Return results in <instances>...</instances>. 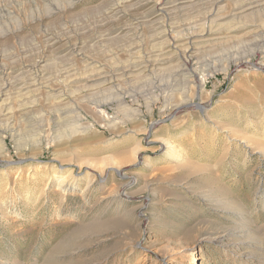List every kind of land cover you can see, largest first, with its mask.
<instances>
[{
	"label": "rangeland",
	"instance_id": "rangeland-1",
	"mask_svg": "<svg viewBox=\"0 0 264 264\" xmlns=\"http://www.w3.org/2000/svg\"><path fill=\"white\" fill-rule=\"evenodd\" d=\"M182 1L0 0V85L43 59L116 74L0 123V264H264V0L216 40L203 15L250 0Z\"/></svg>",
	"mask_w": 264,
	"mask_h": 264
},
{
	"label": "bare ground",
	"instance_id": "bare-ground-1",
	"mask_svg": "<svg viewBox=\"0 0 264 264\" xmlns=\"http://www.w3.org/2000/svg\"><path fill=\"white\" fill-rule=\"evenodd\" d=\"M211 1V0H210ZM215 1V0H214ZM213 1V3H214ZM218 1V0H217ZM243 1V0H242ZM249 0H247L248 2ZM258 1H262V0H258ZM257 0H250L248 3L245 4V8H239L238 10H240L239 12H233V17L230 21H224L225 18L228 16L227 14V11H226V15L224 14V12L222 11V7L224 6H219L216 10L215 8L213 10H209L208 11V15H206L207 13H205L206 16L203 15V17H205L207 20L209 19L210 23L209 26H210V29H211V32L213 33V35H216L214 38H212V40H216V39H219L220 36L218 35L220 30H222V28H227L228 29V34H230L231 36H229L230 38L233 37L232 33H234L235 30H238L239 28L243 27V26H236L237 22L239 21H236V20H240V19H243L245 17H250L254 14L253 11L255 9V7H257L259 5V2ZM138 2V1H137ZM169 2V1H168ZM196 0H183L180 4V5H183V6H187V4H193L195 3ZM241 2V1H240ZM261 3V2H260ZM167 4V3H166ZM217 4V3H216ZM237 4V3H236ZM243 5V2L241 3ZM176 5V4H174ZM173 5V6H174ZM238 5V4H237ZM264 6V5H263ZM176 7V6H175ZM182 7V6H181ZM197 7V6H196ZM214 7V5H213ZM242 7V6H241ZM244 7V6H243ZM186 8V7H185ZM190 8V7H189ZM236 8V7H235ZM234 8V9H235ZM238 8V7H237ZM182 9H184L182 7ZM259 9V7H258ZM165 10V9H164ZM192 10V9H191ZM225 10V9H224ZM201 11V10H200ZM199 11V12H200ZM235 11V10H234ZM257 11V10H256ZM255 11V12H256ZM169 12V11H168ZM223 12V13H222ZM252 14V15H251ZM177 15V14H176ZM200 17V16H198ZM202 17V16H201ZM200 17V18H201ZM172 18V17H171ZM199 18V19H200ZM203 18V19H205ZM211 18V19H210ZM198 19V18H197ZM196 19V20H197ZM205 19V20H206ZM250 19V18H249ZM248 19V20H249ZM194 20V21H196ZM202 21V18L200 19ZM105 21V20H104ZM103 21V22H104ZM191 21V20H190ZM183 23V22H182ZM190 23V22H189ZM192 23V22H191ZM190 23V24H191ZM102 24V23H101ZM199 25L198 27L199 28H202L201 31L199 32V36L201 37V42H208L210 41V39H208L206 37V34H205V28H206V22L204 21L203 23L201 24H198ZM242 25V23H241ZM160 26V25H159ZM161 26H163L161 24ZM177 26V25H176ZM183 26V24H182ZM87 27V26H86ZM184 28V27H183ZM187 28V27H186ZM195 28V27H194ZM87 29V28H85ZM103 29V27H102ZM101 30V29H100ZM155 30V29H154ZM165 30V29H164ZM192 31V30H191ZM205 31V32H204ZM86 32V31H85ZM87 33V32H86ZM179 33V32H178ZM190 33V31H189ZM83 34V33H82ZM108 34V33H107ZM188 34V33H187ZM193 34V33H192ZM86 35V34H85ZM185 35V34H183ZM227 35V33H226ZM84 36V34H83ZM105 36V35H104ZM194 36V34H193ZM155 37V36H154ZM164 36V32L161 31L159 33H157L156 35V38L158 39V50H159V54L156 55L154 54L155 56H157V58L154 60L155 63H153V66L156 67L158 65V61L159 60H167L169 58L168 53L170 52V47H171V43L169 42V40L165 39L167 37ZM235 37V36H234ZM88 38V37H87ZM112 38V37H111ZM155 38V39H156ZM222 38V37H221ZM225 38V36H224ZM49 39V38H48ZM85 39V38H84ZM185 39V38H184ZM191 39V38H190ZM194 39V38H193ZM192 39V40H193ZM154 40V39H153ZM178 40V39H177ZM198 40V39H197ZM200 40V39H199ZM108 41V40H107ZM186 41V40H185ZM190 41V40H189ZM195 41V40H194ZM172 42V41H171ZM181 42V41H180ZM191 42V41H190ZM197 42V41H196ZM199 42V41H198ZM200 42V44H201ZM214 42V41H213ZM82 43V42H80ZM96 43V42H95ZM195 43V42H194ZM196 44V43H195ZM208 44V43H206ZM175 45V44H174ZM194 45V44H193ZM199 46V44H197ZM202 45H204L202 43ZM178 45H176L177 47ZM188 46V45H187ZM206 46V45H205ZM83 47V46H82ZM191 47V46H190ZM189 47V48H190ZM179 48V47H178ZM84 49V48H83ZM88 49V48H87ZM196 49V48H195ZM74 50V49H73ZM177 50V49H176ZM186 50V49H185ZM55 53V52H54ZM75 53V52H74ZM84 54V53H83ZM153 55V54H151ZM44 57V56H42ZM52 57V56H51ZM50 57V58H51ZM54 57V56H53ZM59 57V56H57ZM61 58V57H60ZM150 58V57H149ZM42 59V58H41ZM49 59V58H48ZM57 59V58H56ZM63 59V58H62ZM65 59V58H64ZM152 59V58H151ZM51 60V59H50ZM60 61H62L61 59H59ZM69 60V59H68ZM150 60V59H149ZM34 61V60H33ZM37 61V60H36ZM58 61V62H60ZM151 61V60H150ZM29 62H32L29 61ZM56 62V61H54ZM64 62V61H63ZM69 62H71L69 60ZM74 62V61H73ZM96 62V61H95ZM148 62V61H147ZM33 63V62H32ZM31 63V64H32ZM34 63H37L34 61ZM49 63V62H48ZM47 61L45 59H43L42 61H39L36 65H37V69H35L36 71L35 72H29L28 70V74L23 78L24 80H21L18 78V76H20L19 74H17V78L16 80L14 81H11V79L8 78V80H5L1 85H0V123L2 122H5L8 123L10 120H12V118L15 116L14 114L16 113V111L18 112L19 111H22L26 108H33V107H36L38 104V101H39V98L41 97L40 95H44V94H47L46 95V98L47 100H50V101H53L52 103H55L53 104L54 106H57L60 104H66L67 100L69 99L68 96H73V97H77L79 93H83V92H88V93H92V92H95L97 90H100L102 89L103 87H107L108 85L109 86H112L114 84V81H115V76L111 73H109V71L107 72L106 70L104 69H100V68H87L83 73H80L78 71H76L74 68H72L73 66H67V65H64L62 68L60 67V69H57L55 68V70H59L57 73L58 75L56 76L53 75V76H47V67L50 66V64H48ZM53 63V62H52ZM89 63V62H88ZM160 63V62H159ZM2 64V63H1ZM66 64V62H65ZM132 64V63H131ZM134 64V63H133ZM139 64V63H138ZM148 64V63H147ZM150 64V63H149ZM35 65V64H33ZM59 65V64H57ZM72 65V62L71 64ZM76 65V64H74ZM160 65V64H159ZM62 66V65H61ZM77 66V65H76ZM75 66V67H76ZM146 66V65H145ZM13 67V66H12ZM32 67V66H31ZM30 67V68H31ZM53 67V66H52ZM58 67V66H57ZM78 67H80L78 65ZM88 67V66H87ZM90 67V66H89ZM103 67V66H102ZM127 67V66H126ZM142 67V66H140ZM148 67V66H147ZM14 68V67H13ZM29 68V69H30ZM36 68V67H35ZM113 68V67H112ZM125 68V66H124ZM145 68V67H143ZM77 69V67H76ZM106 69V68H105ZM122 69V67H121ZM126 69V68H125ZM142 69V68H140ZM158 69V68H155V70ZM161 69V68H159ZM54 70V71H55ZM115 70V69H114ZM113 70V71H114ZM120 70V69H119ZM112 71V72H113ZM128 73H127V72ZM131 69H126L124 71V74H128L130 75L129 73ZM137 71V70H136ZM144 71V70H143ZM150 71V70H149ZM154 71V70H152ZM49 72V71H48ZM147 72V71H145ZM7 73V72H6ZM24 73V72H23ZM22 73V74H23ZM115 73H117L115 71ZM9 74V73H8ZM123 74V73H122ZM49 75V74H48ZM118 75V73H117ZM120 75V74H119ZM133 75V74H132ZM130 75V76H132ZM6 76V75H5ZM1 77V76H0ZM9 77V76H8ZM59 77H64L63 81H67L68 84H65L68 87V92L70 91V94L69 95H65L62 90H60V87H59V82H60V78ZM117 78V77H116ZM120 78V77H119ZM125 78V77H124ZM129 79V78H128ZM135 78H133L134 80ZM117 80V79H116ZM2 81V80H1ZM62 81V82H63ZM59 83V84H58ZM117 83V82H116ZM64 83H62L63 85ZM65 88V87H64ZM70 88V90H69ZM66 93V92H65ZM39 96V97H38ZM72 97V98H73ZM42 98H45L44 96ZM41 100V99H40ZM49 101V102H50ZM69 101V100H68ZM74 102V100H72ZM120 101V100H119ZM16 102H18L19 104L17 105L18 107V110L16 109V105H14ZM17 104V103H16ZM121 107H122V111H124L127 115V117H131L130 119H133V117H137L138 115H140V111L139 110H136V109H132L131 107L128 106V104L125 103V101L122 99L121 101ZM51 105V104H50ZM58 110V109H57ZM33 111V110H31ZM102 114H103V119L107 122L108 125H117V124H122L123 121H120L118 120L116 117L114 116H109L107 115L104 111H101ZM123 112V113H124ZM26 113V112H25ZM125 116V115H124ZM123 116V117H124ZM126 117V116H125ZM126 117V118H127ZM139 117V116H138ZM128 118V120H129ZM137 119V118H136ZM13 121V120H12ZM2 125V124H1ZM123 125V124H122ZM118 126V125H117ZM75 127V126H74ZM112 127V126H111ZM114 127V126H113ZM6 129V128H5ZM4 129V130H5ZM78 129V128H77ZM75 130V129H74ZM2 132V131H1ZM84 132V131H83ZM1 136V135H0ZM165 139V138H164ZM165 143H166V151H165V155L168 157H171L172 158H175L176 155H177V146L176 144L169 140V139H165L164 140ZM3 145V142L2 144ZM137 147V146H136ZM2 149V148H1ZM4 149V147H3ZM139 151V148H136L134 150V155L137 154ZM137 156V155H136ZM134 157V156H133ZM133 159V158H132ZM113 160V159H112ZM122 161V160H121ZM89 162L97 169H102L101 166L103 165L102 163H96V162H93L92 160H89ZM127 162V161H126ZM134 162V161H133ZM151 161L150 160H147L146 163H150ZM106 163V162H105ZM114 168L116 169H120V166H121V163H115L114 161L113 162H110ZM123 166V165H122ZM67 181V179H61L59 184L60 186L64 185V183ZM196 258V257H195ZM195 262V259L194 261Z\"/></svg>",
	"mask_w": 264,
	"mask_h": 264
}]
</instances>
